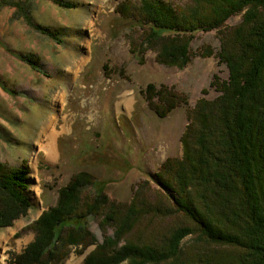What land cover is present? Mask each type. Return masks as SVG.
Here are the masks:
<instances>
[{"label": "rangeland", "instance_id": "374dc122", "mask_svg": "<svg viewBox=\"0 0 264 264\" xmlns=\"http://www.w3.org/2000/svg\"><path fill=\"white\" fill-rule=\"evenodd\" d=\"M17 1L27 2L31 21L56 33L59 41L29 27L21 8L0 7V162L13 167L26 164L31 202L24 217L0 229V264H17L35 238L30 226L82 171L94 176L92 185L81 188L91 195L102 191L129 204L138 188L149 207L131 242L155 243L184 226L192 233L179 241L181 253L190 257L192 250L197 251L194 246L206 249L199 229L153 178L166 159L182 158L188 112L200 98L218 95L210 87L213 80L227 79V68L214 56L220 29L196 32L190 60L178 69L156 63L151 49L144 54L130 52V42L139 33L133 21L123 19L115 8L122 2L139 6L142 0H61L73 4L68 9L52 0ZM157 1L180 6L187 0ZM239 21L240 15L232 16L224 28ZM19 54L35 55L38 67L31 68ZM148 85L165 86L183 96L185 103L159 118L146 105L143 91ZM124 98L128 107L119 103ZM44 135H52V156L43 148L48 142ZM172 184L170 178L168 185ZM67 224L84 225L95 237L82 248L68 240L73 231L68 229L62 246L57 244L67 252L61 264H81L104 234L93 217ZM105 234L112 237V229L108 227ZM219 246L215 248L226 249Z\"/></svg>", "mask_w": 264, "mask_h": 264}, {"label": "trees", "instance_id": "16d2710c", "mask_svg": "<svg viewBox=\"0 0 264 264\" xmlns=\"http://www.w3.org/2000/svg\"><path fill=\"white\" fill-rule=\"evenodd\" d=\"M52 1L66 9L74 7ZM132 4L122 2L115 8L123 19L133 21L139 33L129 50L144 54L151 49L161 65L185 67L194 34L220 29L214 56L227 68V79L213 80L210 87L218 95L211 100L200 98L188 112L182 158L166 159L160 167L162 175L153 178L166 198L199 229L208 247L194 246L197 251L192 250L190 257L182 254L179 241L192 233L184 226L155 243L131 242L149 207L138 188L129 204L110 199L102 191L91 195L81 188L92 185L94 176L82 171L71 177L59 190L55 204L30 226L35 238L16 263L61 264L67 255L61 248L66 230H73L68 240L82 248L95 241L84 225L67 223L93 217L103 240L81 264H264V0H187L180 6L142 0L139 6ZM28 5L0 0V7L21 8L29 27L59 41L56 33L31 21ZM236 15H240L237 25L225 29L226 20ZM20 56L31 68L38 67L35 55ZM143 94L147 107L159 118L185 103L183 96L165 86L148 85ZM27 174L25 163L13 167L0 162V229L31 209ZM108 227L112 237L105 234ZM219 245L226 249H216Z\"/></svg>", "mask_w": 264, "mask_h": 264}, {"label": "bare ground", "instance_id": "6f19581e", "mask_svg": "<svg viewBox=\"0 0 264 264\" xmlns=\"http://www.w3.org/2000/svg\"><path fill=\"white\" fill-rule=\"evenodd\" d=\"M123 98V97H122ZM124 107H128L129 106V100L124 98L121 102ZM118 103V106L120 105ZM51 120V119H50ZM52 136V135H51ZM51 136L48 135H44V138L48 140V142L45 144V146L43 147L45 149V152L48 156H52L53 155V147H52V142L51 140Z\"/></svg>", "mask_w": 264, "mask_h": 264}]
</instances>
